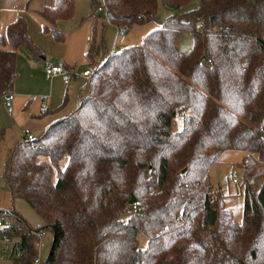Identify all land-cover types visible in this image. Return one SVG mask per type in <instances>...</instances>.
<instances>
[{"label":"trees","instance_id":"16d2710c","mask_svg":"<svg viewBox=\"0 0 264 264\" xmlns=\"http://www.w3.org/2000/svg\"><path fill=\"white\" fill-rule=\"evenodd\" d=\"M191 1L104 0L98 13L92 0L94 73L77 106L17 142L3 168L12 196L42 220L8 218L2 233L22 251L4 256L13 264H33L47 232L42 264H264V0H199L184 11ZM160 3L173 11L163 20ZM75 13V0L44 6V31L63 42L56 25ZM151 22L140 43L107 49V23L126 33ZM184 30L188 52L177 44ZM23 47L42 55L21 16L0 34V97L13 92ZM230 149L245 152L242 222L209 179Z\"/></svg>","mask_w":264,"mask_h":264},{"label":"crops","instance_id":"0c3cea01","mask_svg":"<svg viewBox=\"0 0 264 264\" xmlns=\"http://www.w3.org/2000/svg\"><path fill=\"white\" fill-rule=\"evenodd\" d=\"M75 1V16L69 20H60L56 25L65 34V40L58 42L51 33L44 31L45 25H52L40 14L44 6H54L56 0H0V34H5L8 25L23 16L28 22L32 38L42 52V55L34 56L24 47L18 50V76L12 100L8 104L0 97V130L5 131L0 142V209L9 208L19 212L35 227L42 224L41 218L23 198L12 196L3 177V168L10 149L17 142L25 136H40L48 125L77 106L86 79L76 75L67 85L62 76L48 79L45 74L48 64L68 65L74 73L89 67V38L93 35L95 20L84 18L93 11L92 0ZM97 22L95 54L98 59L102 52L100 31L104 19L100 18ZM156 27L157 24L153 22L134 25L125 33L118 26L107 23L104 34L106 47L113 51L140 43ZM43 104H47L46 112H43ZM0 264H13L12 260L4 257L3 247H0Z\"/></svg>","mask_w":264,"mask_h":264},{"label":"rangeland","instance_id":"374dc122","mask_svg":"<svg viewBox=\"0 0 264 264\" xmlns=\"http://www.w3.org/2000/svg\"><path fill=\"white\" fill-rule=\"evenodd\" d=\"M100 2L103 6L104 0H100ZM198 5L199 0H192L184 8V11L194 9ZM93 9L96 10L95 7ZM172 13L173 11L171 9L167 8L163 3H160L157 14L158 20H163ZM177 44L182 51H190L193 47L192 32L190 30L182 31ZM244 154L245 152L242 150H226L209 170V179L211 183L222 191L225 197V208L232 212L234 219L238 222H242L244 216L245 194L240 182L242 173L240 163L242 162ZM66 163L67 158L65 157L61 160L60 166L65 167ZM234 169L239 172L238 182H235L233 178ZM54 176L56 177V174H54ZM51 240L52 236L50 232H47L40 240L39 256L42 261L46 260L48 256ZM141 242L143 244L146 243V239L141 237Z\"/></svg>","mask_w":264,"mask_h":264},{"label":"built area","instance_id":"2783aa9c","mask_svg":"<svg viewBox=\"0 0 264 264\" xmlns=\"http://www.w3.org/2000/svg\"><path fill=\"white\" fill-rule=\"evenodd\" d=\"M106 10V7L100 6L97 9L98 13H102ZM91 39V38H89ZM124 48V47H123ZM94 73V67H87L83 71H80L79 73H74L64 67V65L61 64H48L45 68V74L48 79L54 78L56 76H62L64 82L68 85L71 83L73 78L77 75L79 77H83L85 79H90ZM8 104L12 100V94L11 93H5L2 97ZM43 111L47 109V104H43ZM239 172L238 170H233V178L235 182L239 181ZM15 214L14 210L9 208H2L0 209V247H3L4 256H9L14 253L15 256L19 257L22 254V251L20 249L18 240L2 233V230L7 225V220L9 217H12ZM40 238L42 239V235L40 234ZM33 264H42V260L40 256L35 258Z\"/></svg>","mask_w":264,"mask_h":264},{"label":"water","instance_id":"95a60500","mask_svg":"<svg viewBox=\"0 0 264 264\" xmlns=\"http://www.w3.org/2000/svg\"><path fill=\"white\" fill-rule=\"evenodd\" d=\"M184 171H185V170H184ZM134 200H135V197H133V198H132L131 202L133 203V202H134Z\"/></svg>","mask_w":264,"mask_h":264}]
</instances>
